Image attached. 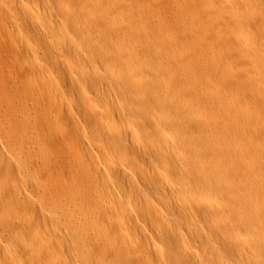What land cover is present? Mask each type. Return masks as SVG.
Wrapping results in <instances>:
<instances>
[{
    "label": "bare ground",
    "instance_id": "6f19581e",
    "mask_svg": "<svg viewBox=\"0 0 264 264\" xmlns=\"http://www.w3.org/2000/svg\"><path fill=\"white\" fill-rule=\"evenodd\" d=\"M0 264H264V0H0Z\"/></svg>",
    "mask_w": 264,
    "mask_h": 264
},
{
    "label": "rangeland",
    "instance_id": "374dc122",
    "mask_svg": "<svg viewBox=\"0 0 264 264\" xmlns=\"http://www.w3.org/2000/svg\"><path fill=\"white\" fill-rule=\"evenodd\" d=\"M28 1H29V2H32V1H33L34 3H37V0H28ZM35 5H36V4H35ZM18 13H19L18 15L16 14L18 17H15V18H17V21H18V24H19V23H20L19 21H22V22H23V19H24V18H22V17H24V14H23L24 12H22V11L19 10ZM21 13H22L23 15H22ZM20 15H22V16H20ZM20 17H21V18H20ZM5 21H6V20H5ZM7 21H9V20H7ZM7 21H6V22H7ZM22 22H21L18 26H22ZM8 23H9V22H8ZM21 28H22V27H21ZM22 31H23V34L26 33V36H27V33H28V36L30 35L35 41H37V35H35V34H36L35 32H33L34 34H32V32H27L26 30H24V27H23ZM40 60H41V59H40V56H37V55L34 56V61H35V62H39Z\"/></svg>",
    "mask_w": 264,
    "mask_h": 264
}]
</instances>
